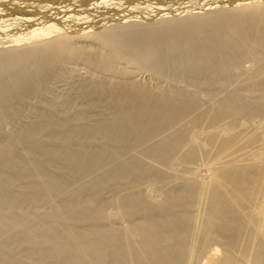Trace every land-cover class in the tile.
<instances>
[{"label": "bare ground", "instance_id": "6f19581e", "mask_svg": "<svg viewBox=\"0 0 264 264\" xmlns=\"http://www.w3.org/2000/svg\"><path fill=\"white\" fill-rule=\"evenodd\" d=\"M0 8V264H264V0Z\"/></svg>", "mask_w": 264, "mask_h": 264}, {"label": "rangeland", "instance_id": "374dc122", "mask_svg": "<svg viewBox=\"0 0 264 264\" xmlns=\"http://www.w3.org/2000/svg\"><path fill=\"white\" fill-rule=\"evenodd\" d=\"M11 3H13V2H11ZM233 3H236V2L234 1ZM233 3H232V4H233ZM14 5H15V4H14ZM14 5L12 4L13 7H15V6L17 7V5H15V6H14ZM12 6H11V7H12ZM26 6H27V5H26ZM13 7H12V8H13ZM6 9H9V7L7 6ZM0 10L2 11L3 9L0 8ZM1 11H0V12H1ZM27 11H29V9H28ZM32 11H33V10H32ZM32 11H29V13H31ZM26 13H27V12H26ZM32 13H33V12H32ZM3 14L7 15L8 13H5V11H4V12H1V14H0V17L2 16V17L4 18V19H3L2 17H1L2 19L0 18V20H1V22H0V26H2V27L5 26L3 23L7 20V19L5 20V17H4L5 15H3ZM32 15H33V14H32ZM30 17H31V16H30ZM32 18H33V16H32ZM22 19H23V18L20 19L19 17L14 18V22H15V24H17V26H15V28H16V29H15V28L12 26L13 24H12V25L9 24L10 26H12V27H11L12 29H9L10 32H12V33H13V32H17V30H18L17 27H18V28L20 27L21 30H24V29H25V28H23V24H21V23H23V22L21 21ZM24 19H25V18H24ZM4 20H5V21H4ZM16 20H17V21H16ZM23 21H24V20H23ZM19 22H20V24L22 25V27H21V25H20V26L18 25ZM2 27H0V29H1L0 32H1V31H2V32H5L3 29H6V28H5V27L2 28ZM13 28H14V29H13ZM22 28H23V29H22ZM13 30H14V31H13ZM18 31H20V30H18ZM6 32H7V31H6ZM203 171H204V172H203ZM201 173H203V174L205 173V169H204V168H202V172H201Z\"/></svg>", "mask_w": 264, "mask_h": 264}]
</instances>
